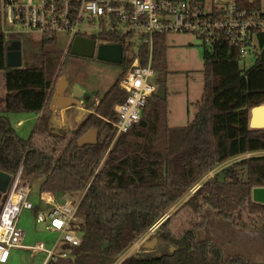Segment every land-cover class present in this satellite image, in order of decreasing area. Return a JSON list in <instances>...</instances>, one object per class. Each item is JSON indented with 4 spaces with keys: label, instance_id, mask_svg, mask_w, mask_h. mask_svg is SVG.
I'll use <instances>...</instances> for the list:
<instances>
[{
    "label": "trees",
    "instance_id": "trees-1",
    "mask_svg": "<svg viewBox=\"0 0 264 264\" xmlns=\"http://www.w3.org/2000/svg\"><path fill=\"white\" fill-rule=\"evenodd\" d=\"M166 39L167 35L156 36L153 63L158 71L168 72ZM12 40L22 43L25 67L7 66ZM110 42L124 46V59L118 63L123 65L122 73L108 90L100 91L95 112L60 134L51 130L47 98L62 67L65 38L18 34L8 39L0 25V73L4 75L0 169L12 175L22 169V176L40 193L51 191L58 201L64 196L78 202V222L72 225L78 228L82 244L64 245L69 257L51 258L48 264H114L186 195L156 231L168 250L133 253L119 264H264L242 254H227L228 243L208 231L211 219L220 217L248 235H259H249L255 243L264 241V203L252 199L253 188L264 185V156L233 160L264 150V129L249 127L251 108L264 103V53L245 69L227 41L206 50V84L196 119L171 127L166 99L154 92L142 119L112 145L119 119L114 106L127 97L119 81L132 65L133 49L123 37ZM32 58L36 65H29ZM18 112H42L30 138L20 136L9 117ZM92 128L103 133L104 141L79 146L78 140ZM38 130L42 138L36 142L33 135ZM228 160L235 168L226 167L224 178L215 174L199 183ZM33 208L36 216L43 204L34 202Z\"/></svg>",
    "mask_w": 264,
    "mask_h": 264
},
{
    "label": "built area",
    "instance_id": "built-area-1",
    "mask_svg": "<svg viewBox=\"0 0 264 264\" xmlns=\"http://www.w3.org/2000/svg\"><path fill=\"white\" fill-rule=\"evenodd\" d=\"M0 25L8 39L18 34H65L66 52L77 37L95 39L97 49L102 44L116 45L111 39L123 37L133 49V60L119 81L127 97L115 106L118 135L142 119L149 97L158 88L153 63L156 36L194 33L210 51L227 41L245 69L248 56L254 63L264 53V0H0ZM21 171L13 175L0 211V263H7L11 251L24 246L26 232L19 219L23 211L34 209L30 183ZM78 208V202L70 198L43 205L35 219L59 237L51 248L40 242L31 249L46 250L47 260L69 257V251L57 248L82 244L78 228L72 225L78 222ZM139 245L134 243L129 251Z\"/></svg>",
    "mask_w": 264,
    "mask_h": 264
},
{
    "label": "rangeland",
    "instance_id": "rangeland-1",
    "mask_svg": "<svg viewBox=\"0 0 264 264\" xmlns=\"http://www.w3.org/2000/svg\"><path fill=\"white\" fill-rule=\"evenodd\" d=\"M36 37H40L38 34H33ZM59 38L61 41L65 38V34H59ZM166 63L168 66V72L164 70H159L156 73V80L159 79L161 82H166L167 91H166V107L168 110V124L172 126H186L189 125L190 122H193L197 117V112L199 111V104L203 99L204 89H205V79H204V54L205 51L208 50L206 44H203L202 40L197 37L194 33H182V32H174L169 33L166 39ZM68 52L64 50L62 56V64L60 70L57 74L58 79L64 73L67 75V78L70 82L80 80L83 83H87L91 81L96 83L101 87L100 91L103 93L108 90L116 81L117 77L123 71L122 64H115L108 61L93 59H79L71 54L68 55ZM25 56H23V65L26 66L24 61ZM252 57L248 56L243 63L245 66H250L253 64ZM36 59L32 58L30 60L29 65H36ZM155 80V81H156ZM0 83L4 87V75L3 72L0 73ZM55 83V82H54ZM158 83V81H157ZM159 84V83H158ZM103 90V91H102ZM99 91V92H100ZM3 92L5 90L3 88ZM116 106V105H115ZM114 106V110H115ZM97 108V107H96ZM95 108V109H96ZM96 111V110H95ZM94 111V112H95ZM26 114V113H25ZM52 112L50 115V119L52 118ZM20 116L27 117L28 115H12L11 120L12 123L19 133L20 136L25 138H30L32 133L34 132L36 120H25L23 125H18V118ZM86 116V115H85ZM83 116V119L84 117ZM83 119L79 122V124L83 121ZM52 120V119H51ZM79 124H71L65 123L57 127V132L63 134L65 132H70L75 129ZM51 127V123H50ZM264 129V128H260ZM259 129V130H260ZM39 132V130L37 131ZM41 133H37L33 135L35 139H41ZM70 135V134H69ZM120 134H114L113 143L119 138ZM111 147V146H110ZM107 153V152H106ZM108 154V153H107ZM106 154V155H107ZM254 156H264V150L261 152L252 153ZM244 158V157H243ZM242 158V159H243ZM241 160V159H240ZM234 162L231 160L226 161L223 165L216 167L212 172L210 171L205 177H203L199 183H203L209 178L213 177L215 174L220 178H224L226 173V167H233ZM235 168V167H233ZM240 171L239 168H237ZM218 171L217 173H215ZM212 174V175H210ZM208 175L210 177L208 178ZM30 183V181H29ZM30 191L32 193V197L37 194V188L33 187L30 183ZM81 194H71L72 197H80ZM187 195L182 198L177 205H175L170 213H174V211L181 205V203L186 199ZM67 197L60 198L65 199ZM59 199V198H58ZM59 199V200H60ZM26 216H21V225L22 229L26 231L25 240L26 243L36 244L39 241L42 243H46L50 246V243L57 240L59 234L56 232H48L45 229V226L42 224H36L37 228L33 226L34 215L32 211L26 212ZM198 219L195 220L198 221ZM207 221L210 222L209 217H207ZM211 227L208 228V231L214 236L219 238L223 237L224 241L228 243L227 254H242L244 256H249L254 262L264 263V241L261 244L255 243V239H250V237L259 238V235L248 233L243 231L244 229L231 224L230 221L224 220L220 217H214L211 219ZM209 224V223H208ZM208 226V225H207ZM158 229V227H157ZM157 229L153 227L143 234L139 240H137L139 247L135 248L134 251H129L128 248L126 251H123L122 254L118 257V261L114 264H119L122 262L123 258H125V252L133 254L145 250L144 243L146 240L151 239L156 235ZM213 231V232H212ZM264 238V237H263ZM40 243V242H39ZM44 243V244H45ZM136 243V242H135ZM161 243V242H160ZM54 244V243H53ZM46 245V246H47ZM159 246V245H158ZM158 246L156 252L158 250ZM51 248V247H47ZM128 254V255H130ZM39 259V256L33 255L30 251L24 250V252H19L13 259L12 264H39L36 260Z\"/></svg>",
    "mask_w": 264,
    "mask_h": 264
},
{
    "label": "water",
    "instance_id": "water-1",
    "mask_svg": "<svg viewBox=\"0 0 264 264\" xmlns=\"http://www.w3.org/2000/svg\"><path fill=\"white\" fill-rule=\"evenodd\" d=\"M7 57L6 63L8 67H22L23 65V49L22 43L20 40H12L7 46ZM71 53L74 56H85L92 58L94 56L99 60H104L112 63H120L123 58V46L121 44H102L99 45V49L96 47V40L88 37H77L72 46ZM52 92V100L50 108L53 110L62 109L66 106H70L75 103H79L84 94L91 95L100 89L99 85L88 81L86 83L87 88L85 90L81 89L77 82H70L67 78V75L64 73L61 75L54 83ZM85 91V93H84ZM167 85L166 82H161L158 85L156 90V95L161 99H166ZM251 118L249 127L251 129H260L264 128V103L256 105L251 108L250 111ZM105 136L103 133L99 135L96 128H92L89 131L85 132L83 136L78 140L79 146H84V144H95L97 142L104 141ZM13 181V175L5 172L0 169V199L3 198L4 194H7L10 188V185ZM200 185V184H198ZM252 199L258 203H264V185L255 186L252 190ZM171 213L164 215L157 224L153 227L157 229L163 222L169 218ZM159 233L153 236L151 239L146 240L144 243L145 250L137 252L138 254H162L168 250L167 246L164 243H160ZM159 245V246H158ZM158 246V250L156 252ZM175 250L174 247H171L170 252Z\"/></svg>",
    "mask_w": 264,
    "mask_h": 264
},
{
    "label": "crops",
    "instance_id": "crops-1",
    "mask_svg": "<svg viewBox=\"0 0 264 264\" xmlns=\"http://www.w3.org/2000/svg\"><path fill=\"white\" fill-rule=\"evenodd\" d=\"M77 81L75 82H80V83H83V81L81 82L80 80L76 79ZM85 84V83H84ZM55 85V84H54ZM101 89V87H100ZM100 89L97 90L95 93L91 94V95H85L79 103H75V104H72L70 106H66L65 108H62V109H56V110H53L51 109L52 111V120H51V130L54 131V132H57V127H59L60 125L62 124H65V123H71V124H79V122L83 119V116L87 115L88 113L90 112H94L95 111V108L98 106V104L100 103ZM53 93L54 91L49 94L48 98H47V105L50 107V104H51V100H52V96H53ZM28 115L27 117L25 116H20L17 120H18V125H23L25 120H36V123H35V128L38 124V119L41 117L42 115V112L41 113H34V112H29V113H22V112H18V113H12V114H9V117L11 119L12 115ZM35 133V129H34V132ZM32 133V134H33ZM40 140V139H39ZM38 139H35L34 141L38 142L39 141ZM262 151V150H261ZM259 151V152H261ZM256 153V152H254ZM251 153H245L243 154V156L241 157H238V158H235L233 160H238V159H242L243 157H249V156H254V155H251ZM231 160V161H233ZM214 170V169H213ZM212 172V170H211ZM218 171H216L215 173H217ZM212 175V174H210ZM210 175H208V178L210 177ZM213 176V175H212ZM197 187V185L191 190L192 192L195 190V188ZM8 194V193H7ZM7 194H4L3 198L6 199V196ZM31 200H33L34 202H40V204H43V205H46L47 202H50V200H57V196L54 192H45V193H40L39 191L37 192V194L32 197V193H31ZM58 201V200H57ZM34 209L32 210H25L22 212L23 216H26L28 211H32L33 215H34V219H33V226L37 228L36 224H41V223H38L35 219V213L33 211ZM21 214V216H22ZM21 216H20V219H19V225H21ZM42 226H45V224H42ZM45 229L46 231H48L49 233L50 232H55V231H52V230H49L46 226H45ZM26 232V231H25ZM57 233V232H56ZM26 235V233H25ZM41 242V241H39ZM38 242V243H39ZM55 242V240L53 241V243ZM24 246L22 247H17L15 249H13L11 251V255H10V258L8 260L7 263H0V264H12V259L19 253V252H24V250L26 251H30L33 255L35 256H39V259L36 260V262H38L39 264H48L49 260L48 259V253L46 250L44 249H37V250H32L31 248L33 247V245H37L38 243L36 244H29V243H26V240H25V236H24V239H23V242ZM45 243V242H44ZM53 243H50V246L47 245V247H51L53 245ZM65 250L64 249V246H59L57 248V251L58 252H61ZM125 256H127V252H125ZM62 258V257H61ZM64 258V257H63Z\"/></svg>",
    "mask_w": 264,
    "mask_h": 264
},
{
    "label": "flooded vegetation",
    "instance_id": "flooded-vegetation-1",
    "mask_svg": "<svg viewBox=\"0 0 264 264\" xmlns=\"http://www.w3.org/2000/svg\"><path fill=\"white\" fill-rule=\"evenodd\" d=\"M97 56V55H96ZM96 56H94V57H92V58H88V57H85V56H75V57H77V58H79V59H88V60H93V59H97V57ZM104 61V60H103ZM4 203V198H1L0 199V211H1V207H2V204Z\"/></svg>",
    "mask_w": 264,
    "mask_h": 264
},
{
    "label": "bare ground",
    "instance_id": "bare-ground-1",
    "mask_svg": "<svg viewBox=\"0 0 264 264\" xmlns=\"http://www.w3.org/2000/svg\"><path fill=\"white\" fill-rule=\"evenodd\" d=\"M77 83H78L77 85H78L81 89L85 90V89L87 88V85H85L84 83H80V82H77ZM84 93H85V91H84ZM85 95H86V94H84V96H85ZM84 96H83V97H84ZM83 97H82V98H83Z\"/></svg>",
    "mask_w": 264,
    "mask_h": 264
}]
</instances>
